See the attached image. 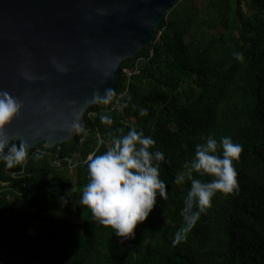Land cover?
<instances>
[{"label": "trees", "instance_id": "16d2710c", "mask_svg": "<svg viewBox=\"0 0 264 264\" xmlns=\"http://www.w3.org/2000/svg\"><path fill=\"white\" fill-rule=\"evenodd\" d=\"M112 93L88 109L73 140L39 143L16 168L0 162V264H264V0H180L154 29L152 44L123 61ZM118 93L121 108L112 110ZM133 126L164 152L168 196L157 197L134 238L121 244L79 199L88 157ZM210 134L243 145L235 163L239 189L218 193L173 246L190 188L175 177Z\"/></svg>", "mask_w": 264, "mask_h": 264}, {"label": "water", "instance_id": "95a60500", "mask_svg": "<svg viewBox=\"0 0 264 264\" xmlns=\"http://www.w3.org/2000/svg\"><path fill=\"white\" fill-rule=\"evenodd\" d=\"M179 1L0 0V91L23 104L9 140L30 149L73 140L76 116L82 124L103 102L96 97L115 87L123 61L152 44Z\"/></svg>", "mask_w": 264, "mask_h": 264}, {"label": "clouds", "instance_id": "9594fccd", "mask_svg": "<svg viewBox=\"0 0 264 264\" xmlns=\"http://www.w3.org/2000/svg\"><path fill=\"white\" fill-rule=\"evenodd\" d=\"M234 55L243 62L242 53ZM24 75L31 79L27 73ZM112 95L109 89L103 97L97 96L96 99L107 103ZM22 108L23 104L17 97L8 91H0V162L9 169L24 165L30 155L26 142L10 141L5 134V128L19 116ZM139 115L146 116L147 109L141 108ZM101 120L111 123L109 116H102ZM71 128L82 130L78 115ZM203 140V143L196 144L194 157L184 164V171L175 177L177 184L190 181V188L181 211L183 224L174 234L173 246L187 239L188 233L201 214L212 206L218 193L230 195L239 189L235 163L241 158L243 145L234 142L230 136L217 140L210 134ZM155 145L151 135L133 126L125 134L114 136L106 151L88 157L89 179L79 203L90 210L98 224L113 229L118 243L134 238L137 225L143 223L157 206V197L167 199L168 185L160 176V163L165 161V154ZM33 156L39 158L38 154ZM194 174L210 179L201 180ZM60 203L61 206L67 205V198L60 197Z\"/></svg>", "mask_w": 264, "mask_h": 264}, {"label": "built area", "instance_id": "2783aa9c", "mask_svg": "<svg viewBox=\"0 0 264 264\" xmlns=\"http://www.w3.org/2000/svg\"><path fill=\"white\" fill-rule=\"evenodd\" d=\"M124 72L128 75V76H131L132 74V71L129 69V68H126L124 69ZM122 93H118L113 99H112V102H111V109L112 110H117V109H120V104H119V99L120 97H122ZM92 156V155H90Z\"/></svg>", "mask_w": 264, "mask_h": 264}]
</instances>
